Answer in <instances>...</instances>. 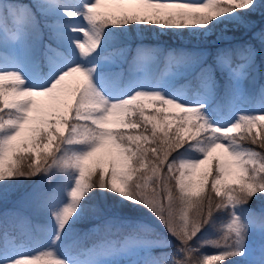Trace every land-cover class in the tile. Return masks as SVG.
I'll return each instance as SVG.
<instances>
[{
	"label": "snow or ice",
	"instance_id": "obj_1",
	"mask_svg": "<svg viewBox=\"0 0 264 264\" xmlns=\"http://www.w3.org/2000/svg\"><path fill=\"white\" fill-rule=\"evenodd\" d=\"M137 30L200 46L162 72L137 46L125 72ZM11 189L0 264H264V0H0V202ZM145 210L167 235L79 246V225Z\"/></svg>",
	"mask_w": 264,
	"mask_h": 264
},
{
	"label": "trees",
	"instance_id": "obj_2",
	"mask_svg": "<svg viewBox=\"0 0 264 264\" xmlns=\"http://www.w3.org/2000/svg\"><path fill=\"white\" fill-rule=\"evenodd\" d=\"M169 33L173 37V39L159 31L145 30L141 33L139 32V30H137L136 34L130 35L129 38L125 41V44L129 48V51L127 53L134 51L137 46L140 45L153 47V45L157 44L163 46L164 49H172L175 51L191 50L200 46L198 40L193 36L187 34V32L182 35L179 33H172L170 31ZM229 35L232 38L233 42H240L243 39H246V37H244L241 33H236L234 36H232V34ZM124 66L126 69H128L129 62L125 60ZM177 81L187 83L184 80ZM30 183L31 181H24L23 184L17 185V189L27 186ZM17 189H11L8 193L6 200L0 202V211L11 210L13 208L14 202L17 198ZM144 225H146L148 229L161 231L164 230L160 222L156 220V218L153 217L150 213H147V211L145 210L143 217L140 220L133 222L114 221L110 225H105L103 223L97 224L95 222H85L78 226V242L80 246H83L89 242L97 241L98 239H103L106 235L112 237H120L126 233L132 232L134 229L137 231L147 232L143 230ZM93 226L97 227V231L91 230ZM23 227L31 229L32 238L36 241L39 239V237L42 236V232L44 231V224L42 223L41 218L36 216H30L29 224L26 226H22V228ZM209 235L211 236L212 234L210 233ZM205 250L214 251L211 248H207Z\"/></svg>",
	"mask_w": 264,
	"mask_h": 264
},
{
	"label": "rangeland",
	"instance_id": "obj_3",
	"mask_svg": "<svg viewBox=\"0 0 264 264\" xmlns=\"http://www.w3.org/2000/svg\"><path fill=\"white\" fill-rule=\"evenodd\" d=\"M163 34H166V35H168L171 39H173V37L170 35V33H169V31H164V32H162ZM153 47H158L159 49H161V52H162V55H160V56H158V59H157V70L158 71H163L164 70V55H166L167 54V52L168 51H173L172 49H164V47L163 46H161V45H153ZM135 55V50L134 51H132V52H130V53H126V61H128L129 63H130V61H131V59H132V57ZM124 63V62H123ZM123 63L121 64V68L126 72L127 71V69L125 68V66L123 65ZM186 83H182V82H178V81H176V86L177 87H181V86H183V85H185ZM191 88L190 87H185L184 88V91L186 92V93H188V94H191V91H189ZM245 107H249V108H251L252 107V105L251 104H247V105H245ZM91 230L92 231H97V227L96 226H93L92 228H91ZM137 231V230H136ZM44 232V231H43ZM43 232H42V236L41 237H39V239L37 240V241H39V240H42V238H43ZM140 232V234L141 235H145V236H149V237H154V236H157V235H161V234H163V235H167V233H165L164 232V230L163 231H161V230H153V229H149V231H147V232H143V231H139ZM130 233V232H129ZM128 233H126V234H124V235H122V236H120V237H112V236H108L109 238H111L112 240H119V239H121L123 236H125V235H127ZM85 237H87V236H85ZM104 239V238H103ZM101 239H98L97 241H92V242H89V243H87L86 245H83V246H81V247H84V248H88V247H91L94 243H96V242H98V241H100ZM20 242H22V243H24V242H26L23 238H22V240L20 241ZM79 243V242H78ZM31 250H35V247H36V245L35 244H33V243H31V242H28V245H27ZM80 246V245H79ZM207 252H209V253H212L213 251H207ZM257 255H258V252H257Z\"/></svg>",
	"mask_w": 264,
	"mask_h": 264
}]
</instances>
